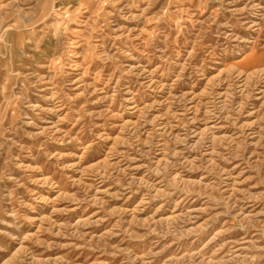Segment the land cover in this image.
<instances>
[{
	"label": "rangeland",
	"instance_id": "obj_1",
	"mask_svg": "<svg viewBox=\"0 0 264 264\" xmlns=\"http://www.w3.org/2000/svg\"><path fill=\"white\" fill-rule=\"evenodd\" d=\"M0 264H264V0H0Z\"/></svg>",
	"mask_w": 264,
	"mask_h": 264
}]
</instances>
